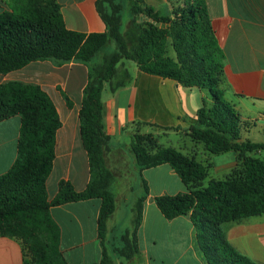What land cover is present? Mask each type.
<instances>
[{
	"label": "trees",
	"instance_id": "16d2710c",
	"mask_svg": "<svg viewBox=\"0 0 264 264\" xmlns=\"http://www.w3.org/2000/svg\"><path fill=\"white\" fill-rule=\"evenodd\" d=\"M11 1V10L0 13V74L39 61L58 66L76 62L88 68L79 117L90 181L85 190L77 191L70 181L62 180L57 195L49 200L47 183L56 159L57 132L62 127L57 107L39 85L21 81L0 84V122L21 117L17 160L0 176V236L20 239L33 264H69L60 250V230L51 208L98 199L102 264H117L114 254L135 264L149 186L142 179L144 195L134 205L133 227L122 236V247L112 251L108 222L117 208L113 192L116 175L107 164L111 138L103 122L104 90L108 87L115 94L132 84L134 75L126 64L132 62L145 74L209 91L213 104L198 110L197 121L187 134L211 155L236 154L230 176L211 179L205 185L211 164L159 145L150 135L135 134L130 148L139 173L169 165L187 188L174 196L157 197L158 208L168 220L191 216L208 264H255L233 248L222 227L264 215V157L255 156L264 153V142L242 139L248 125L225 98L226 56L206 1L180 0L167 15L145 0H131V19L123 33L126 5L120 0H97L106 32L91 34L68 29L57 0ZM62 96L72 109L70 97L65 92Z\"/></svg>",
	"mask_w": 264,
	"mask_h": 264
},
{
	"label": "crops",
	"instance_id": "0c3cea01",
	"mask_svg": "<svg viewBox=\"0 0 264 264\" xmlns=\"http://www.w3.org/2000/svg\"><path fill=\"white\" fill-rule=\"evenodd\" d=\"M205 1L218 44L226 56L222 85L225 98L247 123L248 131L244 133H250L253 128H264V0ZM57 2L68 29L85 34L106 32V25L97 11V0ZM145 2L167 15H171L174 9L167 4L169 0ZM158 3L163 4L158 6ZM11 6V0H0V13L10 11ZM78 74L85 80L79 87V101L70 98L74 104L70 109L62 92L75 88ZM141 78L146 81L138 84L137 79ZM11 81L41 86L54 101L60 115L62 127L57 132L56 159L47 183L49 200L57 195L62 180L70 181L77 191L85 190L90 181V166L81 139L79 113L83 89L88 81L87 66L76 62L62 66L51 61L33 62L21 70L0 74V84ZM103 103L104 129L111 138L109 153L114 151L122 155L132 142L128 130L140 123L144 130L157 127L167 131L160 136L155 134L159 145L175 148L203 163L212 164V168L219 172L227 174L236 166L235 153L230 152L232 159L217 165L214 155L187 134L197 121L198 110L213 104L207 90L186 88L173 80L137 71L132 84L117 93L112 94L107 87ZM20 129L19 116L0 122V176L8 173L17 160ZM244 133L242 139L246 140ZM162 138L167 139L168 144L161 143ZM133 167L135 173H139L135 161ZM140 176L147 182L150 194L143 204L142 224L138 231L139 254L134 263L208 264L199 249L191 216L168 220L155 202L157 197L187 191L179 176L169 165L145 170ZM118 180L116 177L113 186L116 185L113 192L117 208L108 222V245L112 251L122 247V236L129 230L128 226L133 227L134 205L144 195L141 180L136 184L134 197L124 200L117 186ZM100 207L101 201L94 199L51 208V215L60 230V250L69 264H102L103 247L98 225ZM222 228L233 248L255 264H264V215L223 225ZM114 257L117 264H122L118 255L114 254ZM0 264L33 263L20 239L0 236Z\"/></svg>",
	"mask_w": 264,
	"mask_h": 264
},
{
	"label": "rangeland",
	"instance_id": "374dc122",
	"mask_svg": "<svg viewBox=\"0 0 264 264\" xmlns=\"http://www.w3.org/2000/svg\"><path fill=\"white\" fill-rule=\"evenodd\" d=\"M122 1L125 5H126V10L123 13V23H122V32L124 33L127 30L128 24L130 22L131 19V0H120ZM151 1H155V0H149ZM180 3V0H169V3H167L169 5V7L173 8L175 6H178ZM163 3H158V6H161ZM166 4V5H167ZM97 58L94 60L96 61ZM130 69V71L132 72L133 75H135L137 73V71H139V69L137 68V66L135 64H133L132 62L130 63H126ZM84 76H82L81 74H78L76 77V85L74 89H70L66 94L68 96H70V98H72L75 102L79 101V87L80 85H82L84 83ZM137 83L138 84H142L144 83V81H146L144 78L141 79H137ZM126 108V107H125ZM253 126V125H252ZM128 133L131 135V137H133L135 134H141V135H145V136H151V138L155 139V134L156 135H163L166 134L167 131L165 130H161L158 129L157 127H150V128H146V130L143 129V127L141 126L140 123H137L135 125L134 128H132V130H128ZM244 136L247 138L246 140H251L252 142H264V128L262 127H258V128H253L251 130L250 133H244ZM158 141V139H156ZM187 143H190L188 140H185ZM161 143L163 144H168L167 143V139L162 138ZM126 149V148H125ZM119 152V151H117ZM229 155H232L230 153H225L222 155H214L213 160L215 161V163L217 165L220 164H224L226 162H228L229 160L232 159L229 157ZM234 155V154H233ZM255 156L257 157H264V153H259V154H255ZM200 158L204 159L203 156L199 155ZM106 159H107V164L109 166V168L114 172V174L116 175V177L119 179V185H117L119 187V189L121 190L122 196L124 197V200L126 199V197L132 196L134 197V195L136 194L135 189H136V184L137 183H141V176L139 173H135L134 171V167H133V154L131 152V148L130 146H128V149H126V151L121 155V153H116L114 151L112 152H108L106 155ZM208 164V163H206ZM212 165V164H211ZM230 172H228L227 174L225 172H219L217 170H215L214 168H210L209 170V177L208 179L205 181V185L208 184L209 180L211 179H225L228 176H230ZM116 187V185H115ZM115 187H113L114 189H116ZM126 228V227H125ZM127 228H131L130 226H128ZM116 249V248H115ZM119 259L122 260V264H127L126 261L124 259H122L119 256Z\"/></svg>",
	"mask_w": 264,
	"mask_h": 264
}]
</instances>
